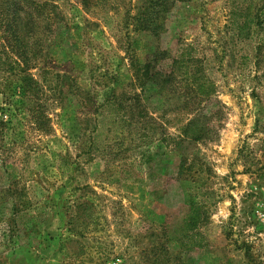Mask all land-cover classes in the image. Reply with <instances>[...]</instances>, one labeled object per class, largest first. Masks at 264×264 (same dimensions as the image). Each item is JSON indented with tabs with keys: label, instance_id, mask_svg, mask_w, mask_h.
Masks as SVG:
<instances>
[{
	"label": "rangeland",
	"instance_id": "1",
	"mask_svg": "<svg viewBox=\"0 0 264 264\" xmlns=\"http://www.w3.org/2000/svg\"><path fill=\"white\" fill-rule=\"evenodd\" d=\"M37 1L56 8L33 81L11 69L0 11V264H264V24L239 40L228 23L249 0ZM187 47L216 87L199 140L180 130ZM147 70L174 78L159 91ZM186 194L206 213L200 251L164 237Z\"/></svg>",
	"mask_w": 264,
	"mask_h": 264
},
{
	"label": "trees",
	"instance_id": "2",
	"mask_svg": "<svg viewBox=\"0 0 264 264\" xmlns=\"http://www.w3.org/2000/svg\"><path fill=\"white\" fill-rule=\"evenodd\" d=\"M3 1L4 0H0V11L2 14L5 13L8 16L5 26L7 29L6 31L11 33V38L7 39L10 48L8 49L13 52L16 59L11 69L12 71H17V74L23 75L24 78L33 81L32 77L28 74L30 67L29 62L31 61L28 60L29 53L31 52L32 55L37 57L44 50L43 48L39 49L40 46L44 44L43 39H39L38 41L33 40L36 35L35 29H38L41 25V20L46 18L44 15V7L47 6L54 9L56 6L47 3L43 4L41 1L37 0H9L10 5H8L9 3L4 4ZM168 3L169 0H161L160 6H163V9L167 10L166 8H169ZM261 3L262 6L257 7L254 4V0H249V4L246 8H239V6L232 3L228 23L230 31L236 39H249L254 36L256 32L263 29L264 0H262ZM62 21L64 22V25L60 28L67 29L69 24L67 23L65 16ZM149 22L153 23L152 19L144 21V23ZM52 25L53 24H51V26ZM156 31L157 29H154V33H156ZM179 58L181 59L180 62L183 63L186 68V78L188 79L186 82L189 84L188 94L186 97L182 96L184 100H187L186 105H193L191 109L192 119L186 125L182 126L180 130L187 138L190 137L193 138V140H199L202 139L200 134L203 133V129L199 126L203 103L213 97L216 92V87L211 80L204 75H200L199 71H193L192 73L188 72L189 64L194 63L195 59L192 47L183 49ZM44 74L49 75L50 72L45 71ZM146 75L152 79H160L155 83L157 84L156 86L160 88L159 91L164 89L163 86L170 84L172 78H174L172 77L174 76L173 73H170V76L163 78L161 72L151 75L149 70L146 71ZM176 121L180 123L179 119H176ZM155 159L156 156L153 154H142V161L146 164L154 162ZM69 163L71 162L69 161ZM69 163L66 159H63V164L60 168L63 170L67 165L66 173L64 174V171L62 173L63 177L66 175L71 176L75 171ZM185 197L186 201L184 202V206L187 208V213L182 217L181 226L173 231L170 230V226L165 227L164 237H167L168 242H176L181 251L192 252L194 250L200 251L206 249V247H208V240L200 230L206 220L204 207L201 204L199 205L192 201L187 194Z\"/></svg>",
	"mask_w": 264,
	"mask_h": 264
}]
</instances>
